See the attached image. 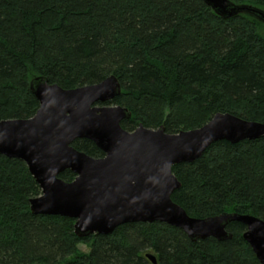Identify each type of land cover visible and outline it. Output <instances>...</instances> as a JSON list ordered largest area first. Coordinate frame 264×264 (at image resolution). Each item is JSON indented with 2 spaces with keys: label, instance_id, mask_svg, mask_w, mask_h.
<instances>
[{
  "label": "trees",
  "instance_id": "obj_1",
  "mask_svg": "<svg viewBox=\"0 0 264 264\" xmlns=\"http://www.w3.org/2000/svg\"><path fill=\"white\" fill-rule=\"evenodd\" d=\"M231 1L264 9V0ZM110 75L122 91L108 104L132 112L122 122L128 131L178 133L218 112L264 123V23L243 13L225 18L203 0H0V120L35 115L34 76L71 89ZM73 146L104 156L89 139ZM172 169L181 182L172 199L190 216L264 219V137L217 141ZM41 193L23 160L0 155V264H153L150 251L157 264H260L239 221L223 241H194L163 222L79 237L74 219L32 213L30 200Z\"/></svg>",
  "mask_w": 264,
  "mask_h": 264
},
{
  "label": "water",
  "instance_id": "obj_2",
  "mask_svg": "<svg viewBox=\"0 0 264 264\" xmlns=\"http://www.w3.org/2000/svg\"><path fill=\"white\" fill-rule=\"evenodd\" d=\"M203 1L225 18L243 13L264 23V9L257 6ZM30 89L39 108L30 118L0 120V155L23 160L39 184L41 195L30 200L33 214L72 218L79 237L110 234L125 223L163 222L194 241L231 239L227 226L239 221L246 226L245 240L264 264V219L237 212L196 218L172 199L181 187L174 165L194 162L217 141L264 137L263 122L218 112L205 125L178 133L143 125L128 131L122 122L132 112L108 104L122 91L115 75L71 89L34 76ZM82 138L94 142L104 156L75 148L74 141ZM66 170L76 174L74 180L59 177ZM146 256L157 264L155 254Z\"/></svg>",
  "mask_w": 264,
  "mask_h": 264
},
{
  "label": "rangeland",
  "instance_id": "obj_3",
  "mask_svg": "<svg viewBox=\"0 0 264 264\" xmlns=\"http://www.w3.org/2000/svg\"><path fill=\"white\" fill-rule=\"evenodd\" d=\"M78 248H79V250H80L81 252H84V253H88V252H90V249H91L90 245H89V244H86V243H80V244L78 245ZM150 253H153V254H154L153 251H150Z\"/></svg>",
  "mask_w": 264,
  "mask_h": 264
},
{
  "label": "bare ground",
  "instance_id": "obj_4",
  "mask_svg": "<svg viewBox=\"0 0 264 264\" xmlns=\"http://www.w3.org/2000/svg\"><path fill=\"white\" fill-rule=\"evenodd\" d=\"M211 145H212V144H211ZM211 145H210V146H211ZM210 146H209V147H210Z\"/></svg>",
  "mask_w": 264,
  "mask_h": 264
}]
</instances>
